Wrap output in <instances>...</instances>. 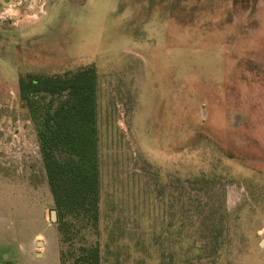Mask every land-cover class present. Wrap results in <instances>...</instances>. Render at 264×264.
Listing matches in <instances>:
<instances>
[{
	"label": "rangeland",
	"instance_id": "1",
	"mask_svg": "<svg viewBox=\"0 0 264 264\" xmlns=\"http://www.w3.org/2000/svg\"><path fill=\"white\" fill-rule=\"evenodd\" d=\"M87 71L97 221L56 206L20 96ZM263 240L264 0H0V264H264Z\"/></svg>",
	"mask_w": 264,
	"mask_h": 264
},
{
	"label": "trees",
	"instance_id": "2",
	"mask_svg": "<svg viewBox=\"0 0 264 264\" xmlns=\"http://www.w3.org/2000/svg\"><path fill=\"white\" fill-rule=\"evenodd\" d=\"M40 94L60 100L58 104L38 105L35 97ZM20 96L38 126L40 149L56 206L62 213L83 211L97 221L99 148L94 76L87 71L70 80L22 81Z\"/></svg>",
	"mask_w": 264,
	"mask_h": 264
},
{
	"label": "water",
	"instance_id": "3",
	"mask_svg": "<svg viewBox=\"0 0 264 264\" xmlns=\"http://www.w3.org/2000/svg\"><path fill=\"white\" fill-rule=\"evenodd\" d=\"M52 217H53V219H56V212L55 211H52ZM264 243V240L262 241V244ZM41 245H43V243L40 241V242H38V246H41Z\"/></svg>",
	"mask_w": 264,
	"mask_h": 264
}]
</instances>
